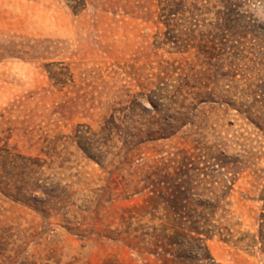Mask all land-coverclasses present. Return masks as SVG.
Listing matches in <instances>:
<instances>
[{
  "label": "rangeland",
  "instance_id": "1",
  "mask_svg": "<svg viewBox=\"0 0 264 264\" xmlns=\"http://www.w3.org/2000/svg\"><path fill=\"white\" fill-rule=\"evenodd\" d=\"M223 2H202L201 39L181 52L157 46L189 26L167 29L158 0L0 12V264H264L234 241L264 196V0H230L210 58ZM179 182L232 234L180 227L193 210L176 212Z\"/></svg>",
  "mask_w": 264,
  "mask_h": 264
},
{
  "label": "trees",
  "instance_id": "2",
  "mask_svg": "<svg viewBox=\"0 0 264 264\" xmlns=\"http://www.w3.org/2000/svg\"><path fill=\"white\" fill-rule=\"evenodd\" d=\"M223 1V0H222ZM204 0H158V4L160 5V17H162V20L164 21L165 26L167 29H170L171 25L173 23H178L180 21H184L186 25H189L187 27V30L183 32L184 38L180 39L179 41H176L175 38H172L170 36H165L164 38H161L160 40H157V46H173L175 51H183L184 44H181L182 42L185 43L184 47L189 44V48L193 46L192 42L194 39H201L197 35L194 34V32L197 30V27L200 25V22L204 23V20L201 19V14L204 11V5L202 4ZM220 2V1H219ZM230 0H224L223 6L224 9L220 11L222 16V21L220 23H217L216 25L211 24L214 26V29L212 31L208 30L203 35L206 37L207 47L204 42L201 41V46L206 48H201V52L210 58L218 57L219 50L221 49L223 43V38H225V32L229 31V27L227 26V19L230 15L231 8L229 4ZM200 3V5H199ZM216 13V12H215ZM203 25V24H202ZM201 25V26H202ZM169 31L166 30L163 33H168ZM213 32V33H211ZM180 44V46H179ZM218 47V48H217ZM214 50H216L217 54L214 56ZM139 97H143V94L139 95ZM150 104L152 107H154L155 102L148 98ZM155 108V107H154ZM220 165V164H218ZM221 167L224 166L223 164L220 165ZM221 167L218 168L216 171L219 170V173L222 174L223 178L220 181L219 189L222 192L226 190L228 187L227 181L230 180L229 175H227V172H221ZM215 170V168H211L208 172H204L206 174H211L212 170ZM180 183V182H179ZM178 187H175V191L178 193L180 191L182 199H178L177 205L174 206L176 209V212H179V208L182 207L185 208L186 206H189L187 210L184 209V213L193 210L192 213H186L183 214L179 218L180 227H185L187 230V233L189 235H196L195 239L202 240L204 236L213 234L218 232L219 234H232L227 226L224 225H214L210 222L211 217L210 214V208L212 207V202L202 199L201 197H192L188 187L183 186V184H178ZM164 187V186H163ZM166 190L171 189L170 187H164ZM158 192H160L158 190ZM201 194V193H200ZM263 200L260 214H259V223L256 231L252 232H245L241 235H238L235 242L240 243L241 245L246 246L247 248H254L258 247L262 250H264V196L261 197ZM185 202V203H184ZM171 203V201H170ZM200 207V210L197 211L196 208ZM173 209V208H172ZM175 218H178L176 216ZM178 220V219H177ZM181 230L178 228L176 229V234L180 233ZM173 243L177 241H172ZM202 248V247H201ZM205 248V247H204ZM197 259L202 261L204 264H209V262L213 259L212 256L208 252H199L196 256Z\"/></svg>",
  "mask_w": 264,
  "mask_h": 264
},
{
  "label": "clouds",
  "instance_id": "3",
  "mask_svg": "<svg viewBox=\"0 0 264 264\" xmlns=\"http://www.w3.org/2000/svg\"><path fill=\"white\" fill-rule=\"evenodd\" d=\"M31 0H0V12L11 10L12 12L24 15L26 7Z\"/></svg>",
  "mask_w": 264,
  "mask_h": 264
}]
</instances>
